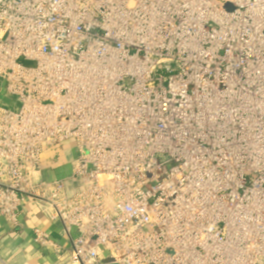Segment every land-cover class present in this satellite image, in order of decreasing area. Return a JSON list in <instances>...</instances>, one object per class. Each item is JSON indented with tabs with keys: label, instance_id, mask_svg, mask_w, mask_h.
Masks as SVG:
<instances>
[{
	"label": "built area",
	"instance_id": "obj_1",
	"mask_svg": "<svg viewBox=\"0 0 264 264\" xmlns=\"http://www.w3.org/2000/svg\"><path fill=\"white\" fill-rule=\"evenodd\" d=\"M0 80V215L60 264H264V0H0Z\"/></svg>",
	"mask_w": 264,
	"mask_h": 264
},
{
	"label": "crops",
	"instance_id": "obj_2",
	"mask_svg": "<svg viewBox=\"0 0 264 264\" xmlns=\"http://www.w3.org/2000/svg\"><path fill=\"white\" fill-rule=\"evenodd\" d=\"M71 145L45 152L42 176L46 180L68 172L73 160ZM21 227L13 229L0 215V261L6 264H60L61 255L53 249L42 247L34 241V230L41 229L65 250L71 248L69 237L62 233V225L58 220L44 217L38 206L27 202L23 207Z\"/></svg>",
	"mask_w": 264,
	"mask_h": 264
},
{
	"label": "rangeland",
	"instance_id": "obj_3",
	"mask_svg": "<svg viewBox=\"0 0 264 264\" xmlns=\"http://www.w3.org/2000/svg\"><path fill=\"white\" fill-rule=\"evenodd\" d=\"M24 64L27 66H33L34 65L33 62H25ZM4 87H5L4 83L0 80V102L2 104H4L5 99H6V93L4 91Z\"/></svg>",
	"mask_w": 264,
	"mask_h": 264
},
{
	"label": "water",
	"instance_id": "obj_4",
	"mask_svg": "<svg viewBox=\"0 0 264 264\" xmlns=\"http://www.w3.org/2000/svg\"><path fill=\"white\" fill-rule=\"evenodd\" d=\"M112 261H113V259H111V258L104 260V262H112Z\"/></svg>",
	"mask_w": 264,
	"mask_h": 264
}]
</instances>
